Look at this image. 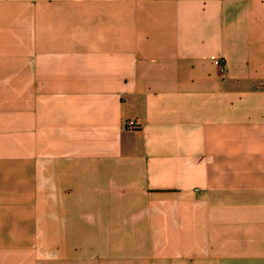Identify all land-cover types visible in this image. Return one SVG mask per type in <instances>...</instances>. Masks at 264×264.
<instances>
[{
  "label": "crops",
  "instance_id": "obj_1",
  "mask_svg": "<svg viewBox=\"0 0 264 264\" xmlns=\"http://www.w3.org/2000/svg\"><path fill=\"white\" fill-rule=\"evenodd\" d=\"M0 264H264V0H0Z\"/></svg>",
  "mask_w": 264,
  "mask_h": 264
},
{
  "label": "built area",
  "instance_id": "obj_2",
  "mask_svg": "<svg viewBox=\"0 0 264 264\" xmlns=\"http://www.w3.org/2000/svg\"><path fill=\"white\" fill-rule=\"evenodd\" d=\"M134 125H135L134 122H130V123L128 124L129 127H134Z\"/></svg>",
  "mask_w": 264,
  "mask_h": 264
}]
</instances>
